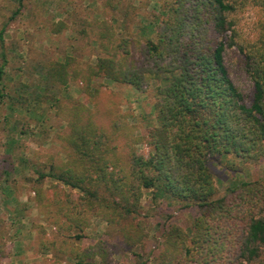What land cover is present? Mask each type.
Returning <instances> with one entry per match:
<instances>
[{
	"label": "trees",
	"instance_id": "obj_1",
	"mask_svg": "<svg viewBox=\"0 0 264 264\" xmlns=\"http://www.w3.org/2000/svg\"><path fill=\"white\" fill-rule=\"evenodd\" d=\"M23 1L18 0L14 16L22 10ZM248 4L262 12L252 41L243 40L238 28V13ZM233 47L245 56L254 85L250 105L226 66L225 54ZM99 49L95 65L68 74L70 64H59L55 72L63 84L66 79H80L86 94L94 77L140 92L159 82L157 125L146 142L151 152L148 157L136 153L141 138L134 127L114 120L113 133H108L87 104L74 102L63 110L69 126L66 159L51 168L49 177L79 194L63 198L59 186H54L49 199L43 188L35 189L41 213L60 234L82 232L93 218L101 217L119 230L127 245H142L143 228L134 219L143 190H153L199 210L191 234L178 226L165 232L158 264H264V187L246 184L239 193L217 199L208 167L209 158L217 155L251 162L264 159V0H173L155 42L118 38L104 22ZM3 61L0 103L5 97ZM120 135L127 141L125 155L116 144ZM1 177L0 172V181ZM55 246L53 242L48 247ZM56 249L75 264H96L97 259L110 264L102 242L86 248L63 242ZM7 257L0 245V259Z\"/></svg>",
	"mask_w": 264,
	"mask_h": 264
},
{
	"label": "rangeland",
	"instance_id": "obj_2",
	"mask_svg": "<svg viewBox=\"0 0 264 264\" xmlns=\"http://www.w3.org/2000/svg\"><path fill=\"white\" fill-rule=\"evenodd\" d=\"M172 3L173 0H24L22 10L14 16L18 0H0V67L6 61L5 97L0 103V245L8 252L0 264H75L56 251L63 242L81 248L102 242L110 264H158L167 230L178 226L191 234L198 208L153 190H143L139 214L134 219V224L143 228L144 242L132 247L117 228H111L101 217L93 218L92 225L82 232L60 234L35 201L38 188H43L49 199L53 198L54 186H59L63 198L79 194L49 177L51 168L66 159L64 140L69 126L63 110L74 102L87 104L98 125L108 133H113L114 120L134 127L141 138L135 146L136 153L149 156L151 149L146 142L157 125L155 92L159 82H152L140 92L94 77L90 93L86 94L80 79H66L63 84L55 68L70 64L68 74H73L95 65L104 22L118 38L144 44L155 42ZM261 17V9L251 4L238 13L243 40L256 39ZM225 61L245 103L250 105L254 85L246 71L245 56L233 47L227 50ZM126 143L121 135L116 140L123 155L127 154ZM208 167L217 199L239 193L246 184L264 187V159L251 162L234 155H217L209 158ZM78 234L81 239H76ZM53 242L56 248L50 249ZM95 262L100 264L101 260Z\"/></svg>",
	"mask_w": 264,
	"mask_h": 264
}]
</instances>
